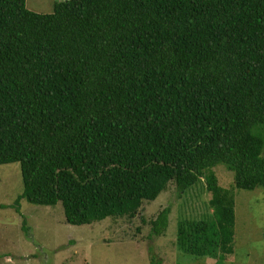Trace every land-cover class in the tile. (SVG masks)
Instances as JSON below:
<instances>
[{
	"label": "trees",
	"instance_id": "obj_1",
	"mask_svg": "<svg viewBox=\"0 0 264 264\" xmlns=\"http://www.w3.org/2000/svg\"><path fill=\"white\" fill-rule=\"evenodd\" d=\"M10 161L16 200H59L71 224L132 216L169 180L179 195L202 177L210 215L178 219L175 244L219 262L233 199L210 167L264 191V0H53L44 12L0 0V163Z\"/></svg>",
	"mask_w": 264,
	"mask_h": 264
},
{
	"label": "rangeland",
	"instance_id": "obj_2",
	"mask_svg": "<svg viewBox=\"0 0 264 264\" xmlns=\"http://www.w3.org/2000/svg\"><path fill=\"white\" fill-rule=\"evenodd\" d=\"M53 0H24L33 11H50ZM218 184L231 190L233 233L231 251L196 256L175 244L181 218L210 215L209 191L202 177L179 195L172 180L153 199L142 200L132 216H105L88 223L65 221L62 206L39 204L17 196L21 179L17 161L0 163V264H264V191L232 184V171L212 165ZM169 205L161 234L148 235L149 219Z\"/></svg>",
	"mask_w": 264,
	"mask_h": 264
}]
</instances>
